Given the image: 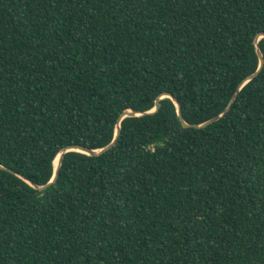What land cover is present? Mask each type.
<instances>
[{
    "label": "trees",
    "instance_id": "1",
    "mask_svg": "<svg viewBox=\"0 0 264 264\" xmlns=\"http://www.w3.org/2000/svg\"><path fill=\"white\" fill-rule=\"evenodd\" d=\"M260 33L264 0H0V163L44 185L166 93L203 123ZM0 264H264V66L217 121L164 97L44 190L0 168Z\"/></svg>",
    "mask_w": 264,
    "mask_h": 264
},
{
    "label": "water",
    "instance_id": "2",
    "mask_svg": "<svg viewBox=\"0 0 264 264\" xmlns=\"http://www.w3.org/2000/svg\"><path fill=\"white\" fill-rule=\"evenodd\" d=\"M262 37H264V33H260L259 35H257V37L255 39L256 51H257V54H258L259 60H260L259 67L257 68V70L253 74H251L247 79H245L243 81V83L240 85V87L236 90V92L234 93L233 97L231 98V101H230L229 105L219 115H217L215 117H212L211 119H209V120H207V121H205L203 123H200V124L188 123L186 121V119L184 118V116H183L182 106H181L180 102L178 101V99H176V97L173 94L166 93V94H163V95L159 96L156 99L155 107L153 109L149 110V111L140 112V111H136V110H128V111L124 112L119 118V121H118V124H117V127H116L115 137L112 140V142L109 143L107 146H105L103 148H99V149H90V148L82 147V146H79V145H70V146H67V147L63 148L62 151L58 154V156L60 155L58 164L57 165L54 164V174H53L51 180L48 183L44 184V185H39V184L34 183L32 180H29L25 176L17 173L16 171H14L13 169H11L9 167H6V166L2 165L1 163H0V168L5 169L7 171H10L12 173H16L17 175L22 177L24 180H26L28 183H30L34 188H36L38 190H44L45 188H47L48 186L53 184L56 181V179L58 178L59 173H60V168L62 166L63 158H64V155H65L66 152H68V151H80V152H84V153H87V154H90V155H98V154H101V153L105 152L106 150L112 148L116 144L117 139H118V137L120 135V132H121V121H122V119H124L126 116H139V115H143V114L156 112L158 110V108H159L160 100L162 98H164V97H170L175 102V104L177 106L179 118H180V120H181V122H182L184 127H203V126H206L208 124H211V123L217 121L223 114H225L231 108L232 104L234 103V101H235L236 97L238 96V93L240 92L242 87L245 84H247L249 81H251L255 77H257L259 75V73L261 72V70H262V68L264 66V54H263V52H262V50H261V48L259 46V41H260V39ZM54 163H55V161H54Z\"/></svg>",
    "mask_w": 264,
    "mask_h": 264
},
{
    "label": "bare ground",
    "instance_id": "3",
    "mask_svg": "<svg viewBox=\"0 0 264 264\" xmlns=\"http://www.w3.org/2000/svg\"><path fill=\"white\" fill-rule=\"evenodd\" d=\"M59 157H60V155L58 156V158H57V160H56V164H58V161H59Z\"/></svg>",
    "mask_w": 264,
    "mask_h": 264
},
{
    "label": "rangeland",
    "instance_id": "4",
    "mask_svg": "<svg viewBox=\"0 0 264 264\" xmlns=\"http://www.w3.org/2000/svg\"><path fill=\"white\" fill-rule=\"evenodd\" d=\"M59 162V161H58Z\"/></svg>",
    "mask_w": 264,
    "mask_h": 264
}]
</instances>
